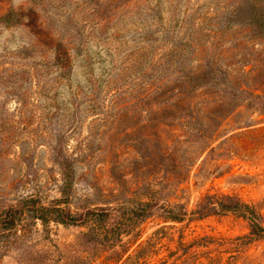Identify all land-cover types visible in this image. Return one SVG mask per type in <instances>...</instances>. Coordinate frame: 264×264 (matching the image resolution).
Here are the masks:
<instances>
[{
    "label": "rangeland",
    "instance_id": "374dc122",
    "mask_svg": "<svg viewBox=\"0 0 264 264\" xmlns=\"http://www.w3.org/2000/svg\"><path fill=\"white\" fill-rule=\"evenodd\" d=\"M262 30L264 0H0V209L106 210L0 264H264Z\"/></svg>",
    "mask_w": 264,
    "mask_h": 264
},
{
    "label": "trees",
    "instance_id": "16d2710c",
    "mask_svg": "<svg viewBox=\"0 0 264 264\" xmlns=\"http://www.w3.org/2000/svg\"><path fill=\"white\" fill-rule=\"evenodd\" d=\"M264 33V30H262ZM67 184V183H66ZM223 206V205H222ZM236 209V206H224V210ZM103 208H86L83 212L72 213L62 207L59 202L44 203L39 197L26 196L13 205L0 209V246L5 248L23 246L25 239L31 233V225L36 222L47 226L50 223H60L63 225L77 224L86 225L95 223L99 225L106 216ZM182 214L175 212L173 219H180ZM23 252H26L23 249Z\"/></svg>",
    "mask_w": 264,
    "mask_h": 264
}]
</instances>
